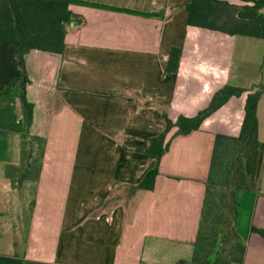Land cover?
Instances as JSON below:
<instances>
[{
  "label": "crops",
  "instance_id": "obj_1",
  "mask_svg": "<svg viewBox=\"0 0 264 264\" xmlns=\"http://www.w3.org/2000/svg\"><path fill=\"white\" fill-rule=\"evenodd\" d=\"M188 2L78 0L70 9L84 22L68 27L64 53L32 50L25 68L15 48L0 43V93L27 73L34 104L29 127L21 82L0 95V254L58 264H190L215 136L240 134L246 99L259 91L257 172L252 189L237 192V230L247 242L242 264H264V38L192 27ZM172 47L182 55L168 74ZM224 85L245 91L199 130L168 133L155 188L134 191L156 166L146 148L165 129L164 115L196 116ZM27 133L47 146L39 180L19 184Z\"/></svg>",
  "mask_w": 264,
  "mask_h": 264
},
{
  "label": "trees",
  "instance_id": "obj_2",
  "mask_svg": "<svg viewBox=\"0 0 264 264\" xmlns=\"http://www.w3.org/2000/svg\"><path fill=\"white\" fill-rule=\"evenodd\" d=\"M76 1L0 0V43L13 46L18 55L28 54L32 50L64 53L68 27L84 22L82 15L70 9V4ZM263 4L264 0H259L254 6L239 7L225 0H190L184 9L188 12V25L192 27L222 31L229 35L264 38V15L259 11ZM181 55V48H171L166 66L168 74L177 72ZM27 75L25 73L23 78L17 79L3 93H11L16 83L21 82L20 98L27 110L28 126L31 127L34 104L27 99ZM244 91L242 87L224 85L214 94L209 106L196 116L182 114L174 121L165 114V129L156 137H151L146 148L150 157L156 160V166L146 172L133 190L155 188L161 158L170 146L168 133L176 129L174 136H177L199 130L207 116ZM260 94L256 91L246 99L245 117L239 135L219 133L215 136L200 226L190 264H242L245 261L247 242L237 230V192L252 189L257 172L260 152L257 102ZM23 138L21 150L24 166L17 179L19 184L27 180H39L47 146L42 136L27 133ZM260 233L264 236V231ZM0 264L58 263L0 254Z\"/></svg>",
  "mask_w": 264,
  "mask_h": 264
},
{
  "label": "water",
  "instance_id": "obj_3",
  "mask_svg": "<svg viewBox=\"0 0 264 264\" xmlns=\"http://www.w3.org/2000/svg\"><path fill=\"white\" fill-rule=\"evenodd\" d=\"M24 57H25L24 54H19L18 57H17V59H18V61H19V64H20L23 68H25V66H26V62H25Z\"/></svg>",
  "mask_w": 264,
  "mask_h": 264
}]
</instances>
